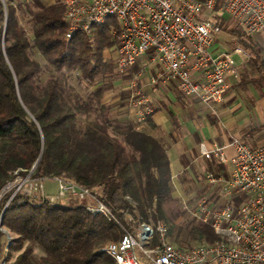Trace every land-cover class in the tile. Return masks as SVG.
<instances>
[{
  "label": "trees",
  "instance_id": "obj_1",
  "mask_svg": "<svg viewBox=\"0 0 264 264\" xmlns=\"http://www.w3.org/2000/svg\"><path fill=\"white\" fill-rule=\"evenodd\" d=\"M213 21L238 36L237 45L249 56L241 85L264 90L263 47L236 22L230 28L224 15L216 13ZM69 29L62 0H0V192L17 172L37 165L35 178L60 177L88 188L113 217L90 213L93 201L51 205L18 193L3 221L15 236L10 264H116L101 249L141 222H163L172 244L182 250L220 240L211 222L185 209L182 197L175 195L163 142L135 121L114 117L115 106H128L133 94L125 89L120 92L124 102L111 103L107 96L114 82H129L142 70L139 61L121 72L109 55L120 46L117 18L94 26L91 35L79 31L68 39ZM34 50L46 65L33 58ZM146 123L157 129L150 117ZM209 169L227 176L226 166L217 161ZM193 174L178 175L184 190L195 186ZM213 191L208 202L218 198L220 188ZM232 201L238 205L242 199Z\"/></svg>",
  "mask_w": 264,
  "mask_h": 264
},
{
  "label": "built area",
  "instance_id": "obj_2",
  "mask_svg": "<svg viewBox=\"0 0 264 264\" xmlns=\"http://www.w3.org/2000/svg\"><path fill=\"white\" fill-rule=\"evenodd\" d=\"M62 2L65 19L70 24L68 39L79 31L91 35L94 26L115 16L120 25L119 71L124 72L145 59L146 65L161 69L151 78L153 84L158 80L174 84L183 96L198 99L212 111L224 99L228 78H240L234 55H248L237 45V36L231 38L236 44L233 50H215L223 31L213 21L214 15H228L248 36L264 38V0ZM144 73L142 69L131 80L130 105L140 123H145L154 113L151 99L138 87L137 79ZM229 149L233 151L231 156L226 153ZM201 155L207 162L217 161L227 168V176L206 171L207 184L213 189L220 188L218 199L216 203L203 200L193 212L204 222H211L220 240L182 250L172 244L163 222L156 225L141 222L121 240L106 244L101 252L112 257L116 264H264V145L253 149L233 137L229 143L202 150ZM36 168L22 171L26 175L17 172L15 180L0 192V264L11 263L15 237L3 221L18 193L51 205L69 199L93 201L95 204L88 207L90 213L113 217L110 208L97 201L90 189L75 182L55 177L52 181L58 185V194L49 195L46 180L34 177ZM10 192L14 194L5 202ZM234 196L242 199L238 205L232 201ZM127 220L131 217L127 216Z\"/></svg>",
  "mask_w": 264,
  "mask_h": 264
},
{
  "label": "crops",
  "instance_id": "obj_3",
  "mask_svg": "<svg viewBox=\"0 0 264 264\" xmlns=\"http://www.w3.org/2000/svg\"><path fill=\"white\" fill-rule=\"evenodd\" d=\"M215 48L230 51L222 43L216 44ZM240 58L242 60L238 65L242 76L238 80L228 78L224 99L215 105L214 111L206 108L198 99L183 96L174 84L160 80L153 84L151 78L156 75L157 67L142 66L145 71L149 68L153 74L149 78L144 73L138 79L143 80L141 89L151 99L154 113L150 118L157 129H151L146 122L141 123L140 128L166 146L176 185H180L178 175L185 171L202 174L209 169V163L201 155L204 149L211 150L216 144L229 143L233 137L253 149L264 145V90L253 85H241L248 60L247 57ZM141 62L146 64L145 59ZM124 108L131 112L134 117L130 118L135 120L136 114L130 102ZM226 153L231 156L233 151L229 149ZM176 193L182 197L179 189H176ZM70 201L74 200L69 199L66 203ZM187 224L185 222L184 226Z\"/></svg>",
  "mask_w": 264,
  "mask_h": 264
},
{
  "label": "rangeland",
  "instance_id": "obj_4",
  "mask_svg": "<svg viewBox=\"0 0 264 264\" xmlns=\"http://www.w3.org/2000/svg\"><path fill=\"white\" fill-rule=\"evenodd\" d=\"M44 1L48 4H51L54 2V0H44ZM224 17H226V19L228 20V22H229L228 24H229L230 28L235 27V21L233 19H231L230 16L224 14ZM25 27L27 28L28 31L30 30L29 23H26ZM234 36H236V35H232L228 31H223L222 34L219 36L217 42L224 44L229 50H232V49H234V47L236 45L231 40V38ZM253 39L255 42L259 43L264 49L263 37L253 36ZM109 55L113 56L117 62V53H115V54L109 53ZM262 55L264 58V50L262 52ZM248 57L249 56L247 55V60H248ZM33 58L39 60L43 66L46 65L44 58L40 54H38V52L36 50L33 51ZM234 58L237 61V63H240L242 60L240 58V56H237V55H234ZM141 63H142V66L146 65L145 62H141ZM247 67L250 69L249 64L247 65ZM148 70H149V68H147V71H145V74H147V76L149 78H151L153 75L152 71H150V70L148 71ZM251 70L253 72V75H255V76H257L259 74L258 70L256 68H255V70H253V69H251ZM155 71L160 72L161 69L157 67L155 69ZM244 71L245 70H243V72ZM241 73H242V71H241ZM48 74H49L48 70H46L44 68L43 76H47ZM240 76H242V75H240ZM142 81H143L142 79H137L138 87L140 89L142 88L141 87ZM125 89H131V81L125 82V83H123L121 81L114 82L113 88L111 89L109 95L107 96V100H109L111 103H121L122 104L124 102V100L121 98L120 92L125 90ZM118 106H115V108H114V117L119 119L120 121H123V122L126 121L127 119L132 120L130 117L133 118L134 116H132L131 112L127 111V109H125L124 106L123 107H118ZM136 119L137 118H135V120H133V121H136V123L141 125V123H139ZM196 174H197V176L194 177V181H193L195 183L194 187L193 186H187V189L184 190L181 185L175 184V189H179V192H181V194H182L181 196L183 199V203L186 207H188L187 210L192 211V212L195 210L198 203L202 202L203 200H207L208 198H210L211 194L214 193L213 190H216L207 184V182H206V171H205V173L203 172L202 174H199V173H196ZM192 175H194V174H192ZM45 185H46L47 192L49 195H57L58 194L57 183H55L52 180H48V181H46ZM217 194L219 195V192ZM216 200L214 199L213 201H209V203H216L217 202ZM185 222H187L186 219H183L181 221V224H185ZM197 246H199V245H197ZM197 246H195L194 248H196ZM35 254L37 255V257L43 256V253L40 249H36ZM15 255H18V253H15ZM142 261H143V258H142ZM143 264H150V263H143Z\"/></svg>",
  "mask_w": 264,
  "mask_h": 264
},
{
  "label": "water",
  "instance_id": "obj_5",
  "mask_svg": "<svg viewBox=\"0 0 264 264\" xmlns=\"http://www.w3.org/2000/svg\"><path fill=\"white\" fill-rule=\"evenodd\" d=\"M4 1V0H3ZM37 167V165H35Z\"/></svg>",
  "mask_w": 264,
  "mask_h": 264
}]
</instances>
